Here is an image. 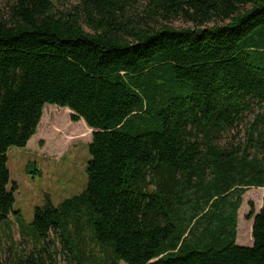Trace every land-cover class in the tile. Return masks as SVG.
<instances>
[{"label": "trees", "instance_id": "trees-1", "mask_svg": "<svg viewBox=\"0 0 264 264\" xmlns=\"http://www.w3.org/2000/svg\"><path fill=\"white\" fill-rule=\"evenodd\" d=\"M47 105L92 131L86 188L16 220L14 264H264V197L236 244L264 189V0H0L1 223Z\"/></svg>", "mask_w": 264, "mask_h": 264}, {"label": "rangeland", "instance_id": "rangeland-1", "mask_svg": "<svg viewBox=\"0 0 264 264\" xmlns=\"http://www.w3.org/2000/svg\"><path fill=\"white\" fill-rule=\"evenodd\" d=\"M174 27L185 28L180 21ZM71 112L56 106H45L36 134L27 148H10L7 151L9 184L13 185L14 204L5 223L0 222V264H14L18 258H25L34 250V241L20 224L29 226L36 208L49 200L58 207L64 200L80 194L86 188L85 169L90 156L87 146L92 131L85 124L71 122ZM264 189H249L242 197L238 211L236 244L251 247L253 221H247L250 205L255 212L263 206ZM17 220V221H16ZM124 264V263H120Z\"/></svg>", "mask_w": 264, "mask_h": 264}, {"label": "bare ground", "instance_id": "bare-ground-1", "mask_svg": "<svg viewBox=\"0 0 264 264\" xmlns=\"http://www.w3.org/2000/svg\"><path fill=\"white\" fill-rule=\"evenodd\" d=\"M136 6V5H135Z\"/></svg>", "mask_w": 264, "mask_h": 264}, {"label": "crops", "instance_id": "crops-1", "mask_svg": "<svg viewBox=\"0 0 264 264\" xmlns=\"http://www.w3.org/2000/svg\"><path fill=\"white\" fill-rule=\"evenodd\" d=\"M27 148V147H26Z\"/></svg>", "mask_w": 264, "mask_h": 264}]
</instances>
